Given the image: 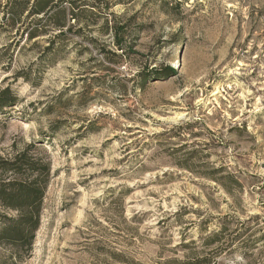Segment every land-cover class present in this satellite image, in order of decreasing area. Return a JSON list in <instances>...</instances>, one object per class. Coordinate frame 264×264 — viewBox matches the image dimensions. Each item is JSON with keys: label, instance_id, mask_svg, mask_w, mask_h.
<instances>
[{"label": "rangeland", "instance_id": "1", "mask_svg": "<svg viewBox=\"0 0 264 264\" xmlns=\"http://www.w3.org/2000/svg\"><path fill=\"white\" fill-rule=\"evenodd\" d=\"M5 1L0 158L28 149L51 177L31 251L0 262L264 264V0L88 6L127 25L124 53L90 25L53 64Z\"/></svg>", "mask_w": 264, "mask_h": 264}, {"label": "trees", "instance_id": "2", "mask_svg": "<svg viewBox=\"0 0 264 264\" xmlns=\"http://www.w3.org/2000/svg\"><path fill=\"white\" fill-rule=\"evenodd\" d=\"M103 5L107 8L112 4L109 0H6L3 14L5 22L11 26L22 23L25 16L29 20L24 29L26 40L33 41V45H38V40L43 41L41 60L53 64L71 48L76 35L83 37L82 28L90 25H98L95 28L98 36L110 37V43L124 53L127 25L118 22L114 15L100 18L94 12H86L88 6L99 8ZM75 27L78 28L73 30ZM96 40L89 37L85 49L93 47ZM108 42L101 40V45H109ZM104 55L106 60L115 61L116 52L104 50ZM175 73L173 67L166 66L153 75L159 79ZM147 77L145 75L143 79ZM6 91H0V111L14 102L13 96ZM50 177V165L30 156L28 149L16 153L11 159L0 158V245L10 246L17 252L31 251ZM199 262L188 260L180 264Z\"/></svg>", "mask_w": 264, "mask_h": 264}]
</instances>
